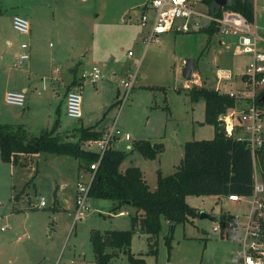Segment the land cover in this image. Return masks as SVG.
Instances as JSON below:
<instances>
[{
    "label": "rangeland",
    "instance_id": "rangeland-1",
    "mask_svg": "<svg viewBox=\"0 0 264 264\" xmlns=\"http://www.w3.org/2000/svg\"><path fill=\"white\" fill-rule=\"evenodd\" d=\"M140 1L0 0V123H9L4 116L7 114L24 125L28 136L47 130L62 140L77 141L79 133L73 131L80 123L65 115L52 87L61 92L60 77L80 78L98 66L104 78L79 90L81 110H92L96 121L104 115L103 125L108 127L115 120L123 134L131 135V147L124 140L116 144L125 152L120 169L140 167L149 188L154 189L158 172L168 175L176 170L186 141L214 135L213 125L203 122L204 99L192 101L184 85L213 87L217 68L231 70L241 83L246 56L234 53L235 38L214 34L209 39L205 32L166 31L145 47V30L138 24ZM191 1L206 8L199 0ZM254 8L262 25L264 0H254ZM15 14L27 18L28 34L13 29ZM21 43L27 44L29 57L19 63ZM128 50L132 57H128ZM188 58L196 59L189 81L181 74ZM135 59L139 61L136 84L122 107L119 101L112 105L122 95L117 82L123 77V65L128 62L133 71ZM5 74L10 88L24 80L29 86L22 107L3 101L1 78L4 80ZM228 88L230 85L224 87ZM92 97L101 102V111L91 105ZM56 120L60 127L55 132L52 127ZM138 140L161 147L156 148L155 157L145 158L133 147ZM77 162L72 156L43 152L28 165H12L0 158V226L5 227L0 231V264H93L92 232L132 229L130 217L135 208L124 205L121 209L127 213L118 214L111 210L113 201L104 198H87V211L74 219L70 210L75 205ZM40 197L44 206H39ZM250 200L249 195L237 203L223 195H188V205L211 214L214 220L197 216L175 224L168 247L165 236L170 223L162 218L158 235L135 229L129 250L143 256L146 264H235L236 241L229 233L215 232L212 227L222 214L245 220ZM153 248L156 253L149 252ZM107 251H113L108 264H129L123 250L108 247Z\"/></svg>",
    "mask_w": 264,
    "mask_h": 264
},
{
    "label": "trees",
    "instance_id": "trees-1",
    "mask_svg": "<svg viewBox=\"0 0 264 264\" xmlns=\"http://www.w3.org/2000/svg\"><path fill=\"white\" fill-rule=\"evenodd\" d=\"M201 1L212 12V0ZM223 8L241 13L250 22L254 20V0H230L229 5ZM220 12L221 9H218L213 13ZM199 32H205L209 39L216 34L214 28ZM186 90L192 101L204 99L203 122L213 125V137L186 141L176 170L168 175L158 172L154 189L149 188L138 166L120 169L125 158L124 151L113 144L106 149L91 181L88 198L109 199L113 201L111 210L117 212L129 201L135 213L130 217L132 229L109 230L103 234L92 232L90 241L94 252L93 264L109 263L113 251L108 252V247L123 250L129 264H146L143 256H136L129 250L135 229L155 236L160 231L161 219L167 220L170 224L165 243L170 247V234L174 225L199 216V211L187 204L186 196H227L232 193L248 196L253 189L254 170L264 183V146L253 159L247 142L228 135L220 119L228 109L236 106V98L203 85H193ZM256 104L264 109V87L259 92ZM99 138L100 133L93 128H81L78 140L72 141L62 140L46 130L37 136H28L21 124L0 123V158L4 162L18 165L23 164L22 156L42 152L68 155L80 160L81 167L87 170L89 164L97 159V153L83 150L82 141ZM133 147L145 158L155 157L156 149L148 141L138 140L133 143ZM231 217L222 214L218 220L223 223ZM155 251L154 248L149 250L150 253Z\"/></svg>",
    "mask_w": 264,
    "mask_h": 264
},
{
    "label": "built area",
    "instance_id": "built-area-1",
    "mask_svg": "<svg viewBox=\"0 0 264 264\" xmlns=\"http://www.w3.org/2000/svg\"><path fill=\"white\" fill-rule=\"evenodd\" d=\"M220 14L210 12L208 8H198L191 0H147L141 9L138 24L144 28L143 44L145 47L158 41L161 33L174 31L180 33L198 32L204 29L214 28L216 34H221L235 38L234 53L248 57L243 75V87L235 91H225L222 89L223 83L234 78V74L229 69H217L215 72L214 89L220 93H228L236 98L237 103L242 102L245 107L238 112L228 109L220 116L225 132L233 136V124L231 118L239 122L244 136L236 137L245 140L254 159L257 151L264 146V109L256 104L259 92L264 87V23L258 24L257 14L254 8V20L248 21L241 13L220 8ZM12 27L22 34L29 33V22L21 15L12 16ZM24 51L19 55V63L28 59L26 51L27 44L22 43ZM129 56L133 55L131 50L127 51ZM135 60L133 71L128 72L119 79L118 86L122 89L120 107L125 103L129 92L136 84L137 65ZM103 77L98 66H93L87 75L81 74V78H86L89 82H97ZM4 101L7 104L23 106L25 93L22 91H6ZM65 109L67 116L78 119L81 116V94L77 87H73L66 92ZM123 135V136H120ZM129 139L128 133H122L116 127L115 120L104 135L99 139H87L82 143V149L95 151L97 159L89 164L87 170H82L76 182L75 205L73 209L74 219H80L87 211L86 200L94 173L103 157L106 149L113 144L116 146L119 138ZM255 167V166H254ZM250 203L251 208L248 214L244 215L245 220L238 221V216H233L223 223H218L212 227L215 232L221 234H231L238 232V249L236 252V264H264V183L259 179L254 170V183ZM244 196L238 194H228L226 198L232 202H239ZM42 197L39 206H44ZM5 227L0 226V231Z\"/></svg>",
    "mask_w": 264,
    "mask_h": 264
},
{
    "label": "crops",
    "instance_id": "crops-1",
    "mask_svg": "<svg viewBox=\"0 0 264 264\" xmlns=\"http://www.w3.org/2000/svg\"><path fill=\"white\" fill-rule=\"evenodd\" d=\"M147 0H143L142 2L140 1V8L142 9V6H143V4H144V2H146ZM200 2H202L201 0H199ZM203 3V2H202ZM204 4V3H203ZM206 5V4H205ZM199 8V7H198ZM206 8H207V6H206ZM201 9H205V8H201ZM140 12H141V10H140ZM41 14V13H40ZM40 16H42V15H40ZM199 32V31H198ZM144 33H145V31H144ZM144 33H143V36H144ZM180 33V32H179ZM189 33H195V32H189ZM143 38V37H142ZM220 43H221V45H224V43H223V41H220ZM22 44V43H21ZM27 48H28V46H27ZM26 48V49H27ZM22 51H24V49L22 50ZM57 51H59V50H57ZM1 56V55H0ZM128 57H132V56H128ZM136 60V59H135ZM196 60V59H195ZM247 60H248V57H246V61H245V64L247 63ZM134 62L135 61H133V63L132 64H134ZM196 62V61H195ZM131 65V64H130ZM130 65H129V63L128 62H126L124 65H123V76L124 75H126L128 72H130ZM244 67H245V65H244ZM217 69H220V68H217ZM222 69H224V68H222ZM58 69L57 68H55L54 69V71H57ZM69 72H72L73 71V68H69V70H68ZM114 75H115V73H113ZM241 75H243V73L241 74ZM240 75V76H241ZM5 78H4V80H2V78H1V81L3 82L2 83V87H1V92H2V94H3V101H4V94H5V92L6 91H10V90H13V91H22V92H24L25 94H27L28 93V91H29V86L26 84V81L24 80V82L22 83V84H20V85H18V86H15V87H12V88H10L11 86H9V76L7 75V74H5V76H4ZM104 77H102L101 79H103ZM101 79H99V80H101ZM98 80V81H99ZM235 80V81H234ZM57 81H58V79H57ZM88 80H84V79H82L81 78V76H80V78H77V77H74L73 75H70V76H68V77H60V85H61V87H62V91L61 92H58L57 91V89H56V87H52V90H53V92H54V97L55 98H57L62 104H63V111H64V113H65V115L67 116V114H66V109H65V96H66V92L69 90V89H71V88H73V87H77L79 90H81L82 88H84V87H87V88H90V84L92 83V82H87ZM97 81V82H98ZM240 81H241V83H239L237 80H236V78L234 79V78H232L231 80H228V81H226L225 83H223V85H222V89L223 90H225V91H235L236 89H238V88H241V87H243V81L240 79ZM234 82H237V83H235V89H231V88H233V87H231L232 85H233V83ZM93 83H96V82H93ZM117 84H118V82H117ZM232 84V85H231ZM187 84H185L184 85V87L185 88H188V86H186ZM230 85V88H228V89H224V87L225 86H229ZM119 87V86H118ZM215 87V84H214V86H213V88ZM121 94V93H120ZM117 95H118V93H117ZM116 95V96H117ZM119 99V98H118ZM118 99L116 98V100L114 101V103L112 104V105H116L117 104V102H118ZM5 102V101H4ZM92 106H93V108L94 109H98L99 111H101L102 109H101V107L103 108V106H102V104H101V102L99 103V101L98 100H95L94 99V97H92ZM22 107V106H21ZM243 107H245V104L244 103H242V102H239V103H237L236 104V106L235 107H232V108H230V109H232V110H234V111H236V112H238L241 108H243ZM59 109H60V107H58V109H57V112H59ZM4 116H6L5 118H7V121L9 122V123H7V124H21V123H15V121H14V119H15V116H13V118H11V116H7V114L6 115H4ZM67 117H69V116H67ZM69 118H71V117H69ZM103 118H104V115L101 117V118H99L97 121H96V118H95V116H93V114H92V110L91 111H87L86 109H83V110H81V116L78 118V119H76V121L77 122H79L80 123V126H79V128H77V129H75L73 132H78V133H80V129L81 128H93L95 131H97V132H99L100 133V135H101V137L104 135V133L108 130V125H103ZM74 119V118H73ZM231 122H232V124H233V136L234 137H239V136H244L245 135V132L243 131V129H242V127L240 126V124H239V122L235 119V115L231 118ZM21 125H23V124H21ZM23 127H24V125H23ZM60 127V123H59V120H56L55 121V123H54V126L52 127V130H55V132L57 131V129ZM25 128V127H24ZM26 129V128H25ZM26 131H27V129H26ZM47 131V130H46ZM238 131H241V132H243V134L241 135V133L239 132L238 133ZM125 133H128V132H125ZM130 135V134H129ZM132 138H131V135H130V138L129 139H124L123 137H121V138H119V140H124L125 141V143H126V146L129 148V147H131L130 145H129V143H128V141L129 140H131ZM118 140V141H119ZM116 144H117V142H116ZM159 147H161V145L160 144H157V148H159ZM36 156H38V154L37 155H31V156H27V157H24V156H22L21 157V162L23 163V164H21V165H28L29 163H31L32 162V158L33 157H36ZM74 158V157H73ZM76 159V158H75ZM78 160V159H77ZM78 164H77V169H76V174H77V176H76V174H75V176H76V179H75V183H74V185H76V180H77V178H78V175H79V173L82 171V170H84V168H82L81 167V161L80 160H78V162H77ZM140 168V167H139ZM125 169V168H124ZM124 169H121V170H124ZM142 171V170H141ZM142 173H143V171H142ZM143 176H144V174H143ZM259 177V176H258ZM144 179H145V177H144ZM146 180V179H145ZM156 185V184H155ZM149 186V185H148ZM73 196H74V202H75V196H76V186H74V191H73ZM54 201H55V203L56 202H58V197H57V195L55 194L54 195ZM226 197V196H225ZM186 199V198H185ZM28 200H30V198L28 197ZM230 201V200H229ZM230 202H232V201H230ZM233 203H235V202H233ZM127 205V204H126ZM55 207V206H54ZM74 207V205L72 206V208H71V210L70 211H73V208ZM127 212H126V210H124V209H121L119 212H118V214H126ZM134 213H135V210H134ZM140 233V232H139ZM229 235H231V237L233 238V240H235L236 241V243H237V247H238V235H239V232H234V233H231V234H229ZM81 263H83V262H81ZM236 264V263H235Z\"/></svg>",
    "mask_w": 264,
    "mask_h": 264
},
{
    "label": "water",
    "instance_id": "water-1",
    "mask_svg": "<svg viewBox=\"0 0 264 264\" xmlns=\"http://www.w3.org/2000/svg\"><path fill=\"white\" fill-rule=\"evenodd\" d=\"M230 0H212L211 4V11L216 12L218 9L221 7L229 5ZM195 58H188L185 60L182 69H181V74L185 78V80H191L192 78V70L195 65ZM262 100V97L259 99V101ZM154 148H157V144H154ZM126 204H129V201L125 202ZM199 218L200 219H209V220H214V217L204 211H199Z\"/></svg>",
    "mask_w": 264,
    "mask_h": 264
}]
</instances>
